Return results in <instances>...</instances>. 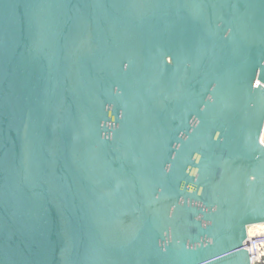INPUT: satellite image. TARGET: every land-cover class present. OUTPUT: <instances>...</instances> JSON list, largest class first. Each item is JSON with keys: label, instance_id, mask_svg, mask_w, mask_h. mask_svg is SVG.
Returning <instances> with one entry per match:
<instances>
[{"label": "water", "instance_id": "obj_1", "mask_svg": "<svg viewBox=\"0 0 264 264\" xmlns=\"http://www.w3.org/2000/svg\"><path fill=\"white\" fill-rule=\"evenodd\" d=\"M264 0H0V264H252Z\"/></svg>", "mask_w": 264, "mask_h": 264}, {"label": "built area", "instance_id": "obj_2", "mask_svg": "<svg viewBox=\"0 0 264 264\" xmlns=\"http://www.w3.org/2000/svg\"><path fill=\"white\" fill-rule=\"evenodd\" d=\"M256 233V232H255ZM248 235H256L249 245L244 243V248L249 253L252 264H264V233L251 234L249 228L247 229ZM262 255V256H261Z\"/></svg>", "mask_w": 264, "mask_h": 264}, {"label": "bare ground", "instance_id": "obj_3", "mask_svg": "<svg viewBox=\"0 0 264 264\" xmlns=\"http://www.w3.org/2000/svg\"><path fill=\"white\" fill-rule=\"evenodd\" d=\"M250 228H257V232L254 231V232H256L255 234H257V233H264V224L254 225V226H251ZM249 230H251V229H249ZM255 236L256 235H248V237H247V239L245 241V244L246 245H249V243L252 242V240L254 239Z\"/></svg>", "mask_w": 264, "mask_h": 264}, {"label": "rangeland", "instance_id": "obj_4", "mask_svg": "<svg viewBox=\"0 0 264 264\" xmlns=\"http://www.w3.org/2000/svg\"><path fill=\"white\" fill-rule=\"evenodd\" d=\"M249 229H251V230H249V232H251V234H255L254 231L257 232V228H250V227H249ZM263 253H264V249H263Z\"/></svg>", "mask_w": 264, "mask_h": 264}]
</instances>
